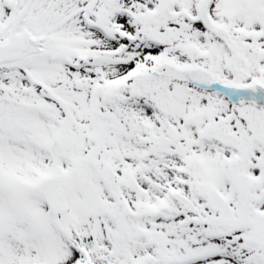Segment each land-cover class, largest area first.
Returning a JSON list of instances; mask_svg holds the SVG:
<instances>
[{"label":"snow or ice","instance_id":"obj_1","mask_svg":"<svg viewBox=\"0 0 264 264\" xmlns=\"http://www.w3.org/2000/svg\"><path fill=\"white\" fill-rule=\"evenodd\" d=\"M0 264H264V0H0Z\"/></svg>","mask_w":264,"mask_h":264}]
</instances>
